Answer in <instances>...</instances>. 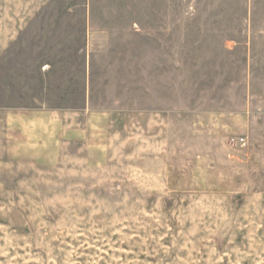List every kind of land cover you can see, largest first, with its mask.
Here are the masks:
<instances>
[{
  "label": "rangeland",
  "instance_id": "obj_1",
  "mask_svg": "<svg viewBox=\"0 0 264 264\" xmlns=\"http://www.w3.org/2000/svg\"><path fill=\"white\" fill-rule=\"evenodd\" d=\"M0 264H264V0H0Z\"/></svg>",
  "mask_w": 264,
  "mask_h": 264
},
{
  "label": "built area",
  "instance_id": "obj_2",
  "mask_svg": "<svg viewBox=\"0 0 264 264\" xmlns=\"http://www.w3.org/2000/svg\"><path fill=\"white\" fill-rule=\"evenodd\" d=\"M238 143H239V144H243V143H244V138H239V139H238Z\"/></svg>",
  "mask_w": 264,
  "mask_h": 264
}]
</instances>
